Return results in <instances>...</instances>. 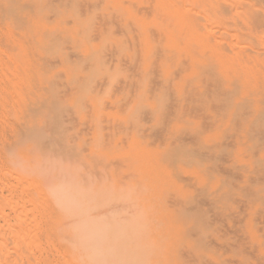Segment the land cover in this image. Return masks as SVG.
I'll return each mask as SVG.
<instances>
[{
  "label": "rangeland",
  "instance_id": "1",
  "mask_svg": "<svg viewBox=\"0 0 264 264\" xmlns=\"http://www.w3.org/2000/svg\"><path fill=\"white\" fill-rule=\"evenodd\" d=\"M159 1L0 0V164H5V151L10 155L18 152L13 135L25 122L19 109L26 105L25 91L31 88L32 104H27L32 113V141L28 149L32 152V166L52 164L58 160V153L65 151L67 163L74 162L80 170L78 178L106 182L110 195H125L123 200L114 201L112 215L116 225L146 228L155 219L150 212L153 217L160 215L161 226V220L157 219L161 236L160 264H264V138H261L264 137V89L254 92L243 87L244 80L252 79L250 66L221 65L217 54H211L209 49L205 51L204 43H200L203 46L198 44L204 38L193 40L192 28L189 30L185 25V18L195 13L199 17L194 14L195 19L203 24L199 19L207 17L202 18L204 15L200 12L206 13L208 6L205 5L204 12L201 4H207V0L206 3L196 0L200 14L195 6L189 13V6L195 3L193 0L160 1L164 6L169 4L171 10H176L177 4L178 8L184 2L188 4L180 9H184L183 17L180 16L185 22L182 26H179L181 20L176 21L179 20L177 12L166 10V6L164 9ZM3 29L6 35L2 34ZM6 30L19 37L13 35V40H8ZM257 36L254 34L247 41L252 39V43L259 44ZM244 39L246 37L239 40L243 43ZM241 42L242 48L252 45ZM185 47L189 52H184ZM15 68L24 75L23 81L19 80L17 72L18 76L14 75ZM261 72L259 66L255 76L264 84V71ZM19 86L24 87V94ZM12 97L20 99L14 98V101ZM191 108H194L193 113ZM5 121L16 125H6ZM46 126L54 130L50 143H46L47 138H51ZM159 128L164 133H160ZM147 155H151L154 164L161 162V166L154 169L160 167L155 172L163 178L153 174V162L149 164ZM115 161L117 165L113 164ZM4 167L0 169V195L6 193L5 183L13 181L6 176L8 172ZM148 167L152 168L151 173ZM146 175L157 177L163 184L165 175V184L166 177L174 184H162L159 189L153 184L156 190L151 186L150 190L149 184H144ZM152 183L158 184L157 180ZM144 189H147L144 194L150 197L154 191L160 198L163 195L161 204H156L160 211L155 212L156 208L150 211L145 204L150 197L142 195ZM201 203L210 204L211 209L201 207ZM193 207L195 209L191 210ZM201 213L205 215L202 217Z\"/></svg>",
  "mask_w": 264,
  "mask_h": 264
},
{
  "label": "bare ground",
  "instance_id": "2",
  "mask_svg": "<svg viewBox=\"0 0 264 264\" xmlns=\"http://www.w3.org/2000/svg\"><path fill=\"white\" fill-rule=\"evenodd\" d=\"M160 1L163 2L164 0L163 1L160 0ZM160 1H159V4H161ZM193 1L195 3H193V5H191V7L189 6V13L193 12V8H192L193 6H195L197 12L199 13L200 11H198V10H200V9H197L198 3L196 0H193ZM193 1L188 0L187 2H193ZM198 1L201 2L202 0H198ZM260 1L263 4H261ZM178 2H180V1H178ZM127 3L128 2H125V4H127ZM163 3H166V2H163ZM163 3L161 4V6L163 5L162 7L164 8L166 6V4L164 6ZM167 3H168V1H167ZM177 3L175 1V4H177ZM204 3H206L205 0H204ZM168 5L169 4H167V6H166L167 9L166 8H164V9L169 10L170 12H173L174 14L177 12L176 14L179 15V17L177 16L179 20H176V21H178V23H179V21L181 20L179 26H182V23L183 24L185 23L184 20H182V18H181V17H183L182 14H184V12H183L184 9H183V11L182 10L180 11V9H182V7L184 5H186V7H187L188 4L184 2V5H183V3L180 4L179 8H178V4H177L176 5L177 8L175 7L176 10H174V9L171 10L170 6L168 7ZM205 5L208 6V10H206L207 7ZM133 6H134V4H133ZM201 6H202V8L204 7V9H202V11L204 10V12H205V10H206V13H204V14H203V12H200V13H202V15H204V16H202V18L203 17L205 18V16L207 17V19L206 18L205 19H199L200 21L201 20L203 21V24H200L198 19L197 20L195 19V17L197 16L195 13L194 14L196 16L193 13L192 14L190 13L191 16L193 15L192 17H194V18L189 17V16H187L185 18V20H186L185 25L189 26L188 29L190 30L192 28V30H193V28H194V31L190 30L191 31L190 34L193 37V40H199V39L204 38V41L201 40L198 44L200 45V43H204L205 46H203V45H200V46H203L202 48L205 47L204 48L205 51L209 49L211 54H213V55L217 54L216 58L218 60H220L219 62L221 63V65L222 64L224 66L227 65V67L232 68L233 65L230 66V64H235V63L241 64V63H243V65L245 64V66L247 65V67L250 66V68L248 70L251 71L252 79H251V81L248 80L250 82H248L247 80H244V86L243 87H248L246 89H252V90L254 89L253 90L254 92H258L259 88L264 89V84H262V81L259 79V77L255 76L256 72L259 69V66L261 67V71L262 72L264 71L263 70L264 69V63H263V61H264V0H207V4H201ZM190 8L192 9L191 11H190ZM21 9H22V7H21ZM149 9H151V8H149ZM178 10L180 12H178ZM139 11H141V10H139ZM139 11L137 12V14L139 13ZM186 14L189 15L188 10H187ZM149 16L150 15L148 13L147 17H149ZM187 18L193 19V20L191 19V23L189 21L190 19L187 20ZM196 18H199V17L197 16ZM147 19H149V18H147ZM8 21H7V23H8ZM197 21L199 24L197 23ZM17 22H19V21H17ZM17 22H15V23H17ZM188 22L190 23V25ZM178 23H177V25H178ZM192 23L198 24V28H196V30H195V26L197 24L193 25ZM204 23H206L207 25ZM192 25L194 27H192ZM200 25L202 27H204V26H206V27H204L202 29ZM199 26H200V28H199ZM179 28L177 29L178 31H180ZM1 29H0V31H1ZM200 29H202V30H200ZM199 30H200V32H199ZM6 31H7L8 36H9L8 40H11V39L13 40V35L15 33H11L8 30H6ZM3 32H5L4 29L2 30V34L6 35ZM9 32H10V34H12V36L9 34ZM193 33L195 34V36H193ZM254 34H255V37L258 34L259 44L252 43V42H254L252 39L250 41H247ZM191 36H190V39L192 38ZM14 37H16V35H14ZM17 37H19V35ZM200 37H202V38H200ZM244 37H246V39H244L245 42H247L250 45L252 43V45H253V46L251 45L252 47L248 46L249 49L243 45L244 41L242 43L239 40V39L242 40V38H244ZM16 38H14L15 41H17L19 39L18 38L16 40ZM20 39H21V37H20ZM155 41H156V39H155ZM21 42L24 43V41L20 40V43ZM240 42L242 43L243 48L245 47V49H243L242 46H240ZM187 47H185L186 50L184 49V52L185 51L189 52L187 50L188 49ZM20 52H22V51H20ZM229 54H233V55L230 57ZM194 55H196V53ZM205 57H207V54ZM218 57H220V58H218ZM252 57H254V58H252ZM194 59L195 58H193V60ZM8 61H10V59H8ZM28 63H29V61H28ZM181 63H185V62L181 61ZM261 63L263 64V66L260 65ZM12 64H13L12 67H14V63H12ZM33 64L31 66H33ZM8 67H11L10 63L8 65ZM17 68H15L16 71L15 70L13 71V72H15L14 75L17 72V74H19V76L17 75L18 78L19 77L22 78V79L19 78V80L23 81L24 75L22 76L21 75L22 73L19 72V70ZM27 68L29 69L28 66H27ZM242 68H243V66H242ZM255 69H256V71H255ZM2 73H3V71H2ZM253 73H255V74H253ZM28 74H29V72L26 71L27 76H29ZM3 75H4V77H6L7 74L3 73ZM31 76H32V73H31ZM7 77L10 80V76L8 75ZM11 79H13V78H11ZM21 81H19L18 85H20ZM1 82H2V80H1ZM1 82H0V85L2 84ZM14 82H16V80ZM17 82H18V79H17ZM17 82H16V84H17ZM24 83L25 82H23V84ZM3 84H5V82ZM156 85H157V83H156ZM20 86H19V88L23 92L22 94H24V91H23L24 87H20ZM23 86H25V84ZM35 86L37 87V84H35ZM3 87L4 86H2V89H3ZM29 87H30V85H29ZM4 89H5V87H4ZM27 89H28V87H27ZM32 90L33 89L30 88V90L25 91V93H27V96L25 95L24 98L25 99H26V97L28 98V100H26V102L29 104H32ZM252 90H249V91H252ZM5 91L8 92V90H5ZM244 91H245V88H244ZM253 91H252V93H253ZM262 91H264V90H262ZM173 92H174V90H173ZM11 93H13V92H11ZM246 94H247V91H246ZM256 94L254 93L253 96L257 99ZM170 95H172V94H170ZM258 95H261V94H258ZM16 97H12L13 100ZM191 97H192V95H191ZM17 99H20V98H16V100ZM187 99H189V98H187ZM185 101H186V99H185ZM16 103L18 104V102H16ZM27 103H26V105H24V107L22 106V109H19L20 110L19 112H22V114H23L25 122L23 123V125L21 124L22 126H20L19 128L17 126H15V127H17V129L15 128L16 130L14 131V135L12 134L13 138L16 142L18 152L16 151L10 155L7 151H5L4 162L1 161V163L2 162L5 163L4 166H6V169H7L6 171L8 172V175L5 173L6 176H9L13 181H12V183H9L8 185H7V183L4 182L6 185V188H7L6 191L4 190V188H1V191L3 190L6 193L4 192L5 194H2V192H1L2 195H0V216L2 217V220L0 219L1 220L0 221V264H160L161 263L160 262V253H159V248H160L159 247V244H160L159 229L160 228L157 227L158 226L157 225V219H158V222L161 220L158 218V217H160V215L156 216V214H155L153 217L152 212H150L151 218L152 219L155 218V219H154L153 223L146 228H137V227L125 228V227H122V224H121V226L116 225V220L112 215L114 201L116 199L123 200L125 198V195H110L109 184L106 182H98L96 180H91V179L83 180V179L78 178V175L80 174V170L77 166H74V164H73L74 162L71 164L67 163L69 161V159L66 157L67 152L65 153V151L58 153V160L52 164H49V165L48 164H45V165L37 164V165H35V167L32 166V152L31 151L28 152L29 151L28 150L29 149V143H30V141H32V113L29 111L30 109H29V105ZM192 105H193V99H192ZM170 109H171V107L168 108L169 111H170ZM193 109L192 108L190 109L191 113H193L192 112ZM183 110H184V106H183ZM210 110H211V107H210ZM15 111H16V108H15ZM169 111H168V116H169ZM184 113L182 112L183 117L185 119ZM17 115L19 116L20 114L17 113ZM171 115H173V113ZM243 116H244V113H243ZM201 117L203 118V115H201ZM53 118H54V116H53ZM195 118H197V116ZM202 120L204 121V118ZM54 121H55V118H54ZM54 121H53V123H54ZM203 121H202V123H205ZM9 122L10 121H8L6 123V121H5L4 123L6 125L7 124L11 125ZM56 122H58V119ZM164 122H163V124H164ZM11 123L13 125L15 122L14 123L11 122ZM14 125H16V124H14ZM45 125H46V123H45ZM205 126H207V125H205ZM9 127L7 126L8 129H9ZM257 128H259V127H257ZM8 129H7V131H8ZM12 129L13 128L11 127V130ZM45 129H49V127L46 126ZM52 131L54 132V130L51 129L50 135H51ZM12 132H13V130H12ZM161 132L164 133V131H162V129H160V133ZM52 135H53V133H52ZM52 135L50 136L51 137L50 139L47 138L48 141H46V143L47 142L50 143L52 141L51 139L54 138ZM129 136H130V134H129ZM144 136H145V132H144ZM160 136H157V137H160ZM153 137H155V140H156V136H153ZM66 138H67V136H66ZM69 138H71V136ZM161 138H163V137L161 136ZM261 138L263 139L264 137L262 136ZM60 140L61 139L59 138V141H57V140L56 141L60 142ZM174 140L176 141V139H174ZM179 140H180V138H179ZM259 140H261V139H259ZM172 145L173 144H170V146H172ZM230 145H231V142H230L229 146ZM152 146H153V143H152ZM72 148H73V146H72ZM204 148H206V147H204ZM84 149L82 151H84ZM51 151L54 154V150H51ZM86 151L87 150H85V152ZM146 151H147V149H146ZM192 152L194 153L196 151H192ZM255 152H254V155H255ZM129 154H131V153H129ZM147 156L149 157V164H150L151 160L153 162V163H151V164H153L152 165L153 169L155 166H157V167L161 166L160 165L161 162L160 163L157 162V165H156V164H154L155 162L152 159L151 155L150 156L147 155ZM152 156H153V154H152ZM211 156H213V155H211ZM220 159H222V158H220ZM116 161L113 164L117 165ZM141 163L144 164V161ZM4 166H3V164H2V166L0 164V167H2L0 169L2 170ZM104 167L106 168L107 166H104ZM137 169H140V167H138ZM155 169L153 170L154 173L152 171L153 174H156ZM157 169L160 170V167ZM220 169L221 168H219V170ZM4 170H5V167H4ZM148 170L151 173L152 168L148 167ZM221 171L222 170H220V172ZM222 172H224V171H222ZM161 173H162V171H161ZM193 174H194V172H193ZM116 175L117 174L115 173V176ZM127 175H129V174L127 173ZM139 175H140V173H139ZM148 175H150V174H148ZM165 175H166V173H165ZM165 175H163L164 176V181H163L164 184L161 182L160 179L158 180L157 177H151L150 178L147 175L144 177V179H146L147 181H146V183H144V182L143 183L146 186L149 184L147 187L150 190H152L151 187L153 188L154 185L157 189H159L160 185H162V184L167 185V183H168L167 186L173 185L174 182L171 183V181L167 177H166V179L168 182L165 184ZM253 175H255L257 177L256 174H253ZM157 176L161 178L162 174H158ZM139 177L141 178V176H139ZM197 177H198V174H197ZM108 178H109V176H108ZM148 178L151 179L150 182H149ZM153 178H156V179L154 180ZM237 178H240V177L237 176ZM178 179H181V178H178ZM255 179H258V177ZM156 180H157L158 184H156V183L151 184V182H155ZM137 181L138 180H136V182ZM176 181L177 180H175V182ZM122 182H124V181L122 180ZM191 187H193V186H191ZM156 188H155V190H156ZM147 189L146 190L144 189L143 191L141 190L143 192L142 195L143 196L146 195V198H147L148 194H144V192L147 193L146 192ZM173 189H176V187H174ZM246 189H248V188H246ZM174 191H176V190H174ZM198 191L199 190H197L196 192L198 193ZM151 192L152 191H150V192L148 191V193H151ZM246 194H247V192H246ZM152 195H153L152 197H150L151 195L150 196L148 195L150 197V199H146V202L147 201L148 202L145 204L150 207L149 208L150 211H152L151 209H154V208H156V209H154L155 212H156V210L160 211V209H157L156 204H158V202L162 200L163 195L161 194L162 198H160L159 194L157 192L155 193V191H154V194L152 193ZM181 195L185 196V194H181ZM173 196H174V194H173ZM227 199L229 200L230 198L227 197ZM143 200H145V198H143ZM200 201L203 202V200H200ZM172 204L173 203L171 202V207H173ZM202 205L203 204L201 203V207H202ZM209 205L207 204V206L206 205H203V206H206L208 209L209 208L211 209V207H208ZM164 207H166V206H164ZM195 207H196V205H195ZM195 207L191 208V210H194ZM199 207H198V209L201 208V207L200 208ZM212 208H213V206H212ZM215 208H218V207H215ZM200 210H202V209H200ZM165 211H166V209H165ZM165 211L163 210L164 213H165ZM197 211H196V213H198ZM6 212H9L8 215H6ZM202 212H203V210H202ZM208 213H206V214H208ZM5 215H6V217H3ZM202 215H205V213L204 214L201 213V216ZM169 217H170V215H169ZM225 217H227V216H225ZM152 219H151V221H152ZM147 221L150 223L149 219H147ZM161 223H162V220L159 223V225ZM153 224L155 226H153ZM203 226H204V224H203ZM166 241H167V238H166ZM172 241H174V240H172ZM169 244H170V242H169ZM169 249H170V246H169ZM249 255H251V254H249Z\"/></svg>",
  "mask_w": 264,
  "mask_h": 264
}]
</instances>
